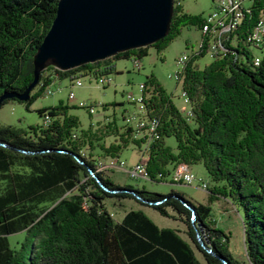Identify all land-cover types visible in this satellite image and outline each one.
Segmentation results:
<instances>
[{
	"label": "trees",
	"instance_id": "obj_1",
	"mask_svg": "<svg viewBox=\"0 0 264 264\" xmlns=\"http://www.w3.org/2000/svg\"><path fill=\"white\" fill-rule=\"evenodd\" d=\"M182 1L174 0L168 35L151 46L67 71L49 66L30 100L7 99L1 108L14 101L30 109L54 80L81 72L107 76L116 71L118 60H142L151 48L163 53L184 28L201 31L204 18L184 12ZM58 2L0 0V97L24 93L35 79L33 59L56 18ZM262 15L264 0H252L251 12L232 36L236 46L227 43L232 53L203 69L197 60L206 48L190 58L177 81L190 98L192 119L156 76L144 83L146 114L158 123L159 135L146 162L150 181L166 182L179 164H203L214 183L208 189L210 202L224 199L241 216L246 260L232 252L231 234L218 227L211 206L174 191L160 195L121 187L98 171L100 160H119L129 146L141 149L143 140H135L116 119L82 129L70 113L74 107L60 102L38 110L50 118L48 124L28 130L0 125V264H203L195 249L206 264H264V53L255 67L246 43ZM171 137L175 148L166 144ZM121 190L131 193H115ZM114 199L136 201L182 222L190 242L174 228H160L142 209L116 221L106 205ZM21 232L24 239L12 247L10 237ZM198 232L212 253L200 246Z\"/></svg>",
	"mask_w": 264,
	"mask_h": 264
},
{
	"label": "rangeland",
	"instance_id": "obj_2",
	"mask_svg": "<svg viewBox=\"0 0 264 264\" xmlns=\"http://www.w3.org/2000/svg\"><path fill=\"white\" fill-rule=\"evenodd\" d=\"M183 11L196 16H202L205 18L208 14L212 13L216 8V0H183ZM201 40V32L195 27L184 28L181 35L175 39L170 46L163 51V53L157 54L155 48L150 49V53L141 61V67L139 70H135L134 60L124 59L118 60V70L106 77L111 78L112 82L109 85H98L97 77L93 75L84 74L83 87L74 89L69 78L60 82L61 91L55 90L53 95H42L39 97L30 109L25 104L10 101L3 108L0 109V125H11L16 128L28 130L30 127L39 125H45V119L38 113L39 109H45L57 106L60 102L68 104L71 107L70 113L73 116L79 118L82 129H87L90 126H98V115L107 116L105 121H111L116 119L119 126H124V117L129 112H136L137 108L127 100L128 94H139L140 84L145 83L147 76L154 75L161 82L163 88L169 95L173 97V102L178 106L180 110L188 108L182 101V88L178 85V81L173 76L177 69V59L186 56H193L199 50V42ZM248 50L254 56L262 55V50H254L247 47ZM213 59L206 54L197 60V64L201 69L206 65H210ZM56 88V87H55ZM74 90L75 99H70L69 95ZM80 101H84L89 105L96 107L97 111L94 115L88 113V109L79 108ZM106 121V122H107ZM97 124V125H96ZM111 139L106 141L110 143ZM168 146L175 148L176 139L174 137L168 138ZM140 151L135 146H129L119 158V161H124L127 166L133 167L139 160ZM192 172L198 180L205 182L210 189L214 187V183L209 178L208 173L203 164L191 166ZM112 181L116 184H120L121 187L130 186L131 189H145L147 192L159 193L160 195H169L172 191L184 195L189 201L195 204L203 203L209 205L212 208L214 218L220 229L226 233L231 234V246L232 252L236 258L240 260H246L245 243H244V231L241 224V216L230 202L220 199L214 202H210V192L205 191L197 186V184H175L171 183V177L169 176L166 182H151L146 181L143 178L131 179L124 170H114L110 174ZM107 208L113 213L116 221H121L123 216L128 211L142 209L160 228H174L180 231V235L190 242L187 235L188 228L180 221H174L171 218L163 217L152 208H146L136 201L123 200L106 201ZM25 237L24 232L18 233L10 237V244L12 247H16ZM197 256L206 264L203 255L197 249H195Z\"/></svg>",
	"mask_w": 264,
	"mask_h": 264
},
{
	"label": "water",
	"instance_id": "obj_3",
	"mask_svg": "<svg viewBox=\"0 0 264 264\" xmlns=\"http://www.w3.org/2000/svg\"><path fill=\"white\" fill-rule=\"evenodd\" d=\"M174 8V0H59L56 18L33 59L35 79L22 94L3 93L0 108L7 99L30 100L49 66L67 71L151 46L168 35ZM121 192L130 191L115 193ZM197 239L204 251L212 253L201 232Z\"/></svg>",
	"mask_w": 264,
	"mask_h": 264
},
{
	"label": "built area",
	"instance_id": "obj_4",
	"mask_svg": "<svg viewBox=\"0 0 264 264\" xmlns=\"http://www.w3.org/2000/svg\"><path fill=\"white\" fill-rule=\"evenodd\" d=\"M251 2L252 0H216V8L212 13L208 14L204 20V25L201 29L202 39L199 42V50L196 55L207 49V54L212 59L227 56L232 53V51L227 46L229 42L231 46H236L233 37L235 33L242 26L245 16L251 12ZM233 36V37H232ZM232 37V39H231ZM246 43L248 46L254 50H261L264 45V15L261 16L256 27L252 29L248 35ZM192 57V56H191ZM189 56L183 55L177 59V65L179 69L175 72L173 77L176 80H181L182 74L186 69L188 62L190 60ZM135 70H139L141 67V61L139 59L133 58ZM253 64L255 67L260 66L261 56H254ZM98 85H109L112 82L111 78L104 75L97 77ZM56 87V88H55ZM83 87V73H77L73 75V88L78 89ZM55 90L61 91V85L58 81H53L51 83V88L45 91L46 95H53ZM75 92L73 90L72 99H75ZM183 103L188 106V108L182 109L185 117L190 120L193 118V109L191 106L190 98L186 92H182ZM146 97V87L143 84L139 86V94L135 95L129 93L127 100L136 106V112H129L124 117V122L127 128L132 130V135L135 140H143L141 143L140 157L135 165L131 168L127 166L124 161H119L116 159L100 160L98 163V171L111 174L114 170H124L126 174L131 177V179L143 178L146 181H150L148 175L146 162L149 158V149L152 143L159 138L156 128H158V123L156 121H151L147 116V110L144 104ZM79 108L88 109L90 115H94L97 111L96 107L89 105L84 101H80L78 104ZM45 124L50 123V118H45ZM171 182L175 184H197V186L205 191H208L209 186L198 180L194 173L192 172L191 166L188 164H179L175 166L170 174Z\"/></svg>",
	"mask_w": 264,
	"mask_h": 264
},
{
	"label": "crops",
	"instance_id": "obj_5",
	"mask_svg": "<svg viewBox=\"0 0 264 264\" xmlns=\"http://www.w3.org/2000/svg\"><path fill=\"white\" fill-rule=\"evenodd\" d=\"M201 39H202V34H201ZM114 64H115V66H116V67H115V70L117 71L119 66H118L117 62H115ZM57 81H58L59 85H61L60 82H61L62 80H59V79H58ZM105 118H107V116L98 115V117H97V119H96V120H97V124H98L99 122H106L107 120L105 121ZM97 124H96V125H97Z\"/></svg>",
	"mask_w": 264,
	"mask_h": 264
},
{
	"label": "bare ground",
	"instance_id": "obj_6",
	"mask_svg": "<svg viewBox=\"0 0 264 264\" xmlns=\"http://www.w3.org/2000/svg\"><path fill=\"white\" fill-rule=\"evenodd\" d=\"M52 79V78H51ZM70 79V81H71V84H72V86H73V75L69 78ZM55 81H57V80H55ZM46 88V87H45ZM51 88V84H49L48 85V87L46 88V90L45 91H47V90H49ZM72 95H73V91L70 93V95H69V98L70 99H72Z\"/></svg>",
	"mask_w": 264,
	"mask_h": 264
}]
</instances>
